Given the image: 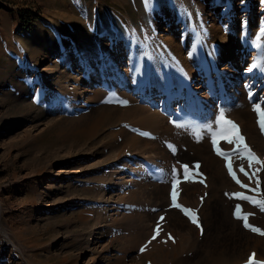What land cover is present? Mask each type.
I'll list each match as a JSON object with an SVG mask.
<instances>
[{
    "label": "rangeland",
    "instance_id": "obj_1",
    "mask_svg": "<svg viewBox=\"0 0 264 264\" xmlns=\"http://www.w3.org/2000/svg\"><path fill=\"white\" fill-rule=\"evenodd\" d=\"M22 18L32 26L21 30ZM262 27L264 0H0V264H247L264 236L234 211L262 230L264 211L232 194L264 198V168L217 137L237 178L251 189L260 180L259 193L241 187L211 131L225 110L264 161L253 111L264 107ZM231 30L241 56L216 76L227 58L203 43ZM233 72L247 104L225 95ZM241 166L261 171L250 182ZM173 179L199 228L171 206ZM214 215L249 237L243 248L208 227Z\"/></svg>",
    "mask_w": 264,
    "mask_h": 264
},
{
    "label": "snow or ice",
    "instance_id": "obj_2",
    "mask_svg": "<svg viewBox=\"0 0 264 264\" xmlns=\"http://www.w3.org/2000/svg\"><path fill=\"white\" fill-rule=\"evenodd\" d=\"M260 35H264V27L261 28ZM256 67H257V65L254 63L251 65V67L248 69V71H252V69H254ZM253 111L256 112L257 124L260 127L261 132L264 133V107H262L261 103H254ZM215 123L217 125V130L211 131L212 143L214 146V150H216L218 154L224 156V158L226 160L225 166L228 168L229 175H231L233 180L237 184H239L241 187L246 188L249 191L259 193L260 192V180L257 178L256 188H254V189L248 188L247 184H243L235 175V173L232 169V165L229 162V158H228L227 154L221 153L219 151V149L216 148L217 137H222V138L226 139L228 143H235L237 147H236V149H234V151L239 153L241 159H247L248 160V164H249L250 169L252 168L253 164H260L261 168H264V161L259 160L257 158L256 154L245 143V138L241 134L239 126L235 122H233L232 120L226 119L225 110H223V109L220 110ZM205 127L208 128L209 130H211L212 124L205 125ZM143 135H148V133H143ZM194 167L198 169L199 164H196ZM183 168H184V173H185L184 179L191 181L193 179V176L189 173V167L187 165H183ZM261 168L255 169V171H253L251 173V175L249 174V172L245 171L243 166L240 167V171L245 176H247L249 181L251 182L252 178L254 176H256V173L261 171ZM172 175H173V177H175L177 175L175 168L172 171ZM203 182L204 181L201 179L200 183H203ZM179 183H180V181L177 179H173V181H172V192H171L172 205L171 206L175 207V208H179L186 216H188V218L191 220V222L199 228L200 224H199V219H198L196 212L193 209L183 207L181 204L177 203V197L179 195V193L177 191V187H178ZM232 195L236 198H239L242 200H247L248 202L253 203L255 206L259 207L261 209V211H264V198L256 199L255 197L246 196L243 193H234ZM249 215L250 214L241 215L240 205L239 204L236 205V210L234 211V216H236L237 219L243 220V226L246 229H249L255 233H258V234L264 236V230L260 229L259 227H255L248 222V216ZM164 219H165V217H160L159 221H163ZM159 221L157 222V228L154 230V235L152 236V240H155L157 238V236L159 235V231L161 230ZM169 239H171V236L169 237ZM149 242H151V241H149ZM141 251H144L143 247L141 248ZM255 256H256V254L252 253L248 258L247 264H264V262L256 261Z\"/></svg>",
    "mask_w": 264,
    "mask_h": 264
},
{
    "label": "bare ground",
    "instance_id": "obj_3",
    "mask_svg": "<svg viewBox=\"0 0 264 264\" xmlns=\"http://www.w3.org/2000/svg\"><path fill=\"white\" fill-rule=\"evenodd\" d=\"M127 2V1H126ZM242 2V1H241ZM178 3V2H177ZM175 4V3H174ZM240 8V7H239ZM252 8V7H251ZM225 9V8H224ZM233 10V9H232ZM240 10H242V9H240ZM246 10V9H245ZM222 12V11H221ZM222 15V14H221ZM70 17V16H69ZM228 17V16H227ZM251 23V24H250ZM127 24V23H126ZM249 28L248 27H246V29H245V31L243 30V32L241 33V35L244 33V35L246 36V37H248L249 38V36H251L252 35V31H253V28H252V22H249ZM228 30V29H227ZM129 32H131V31H129ZM230 33H233V31L231 30L230 32H228V31H225V33L224 34H220V35H217V34H214L213 35V37H212V39L210 40V41H207V42H205V43H203V50L204 51H207V50H211L212 49V46H213V42H215V41H217L218 43H219V45L216 47V51H218V52H220V53H222V56H224V57H226L227 59H226V65L225 66H223V67H220L219 69L216 67L217 65L215 64L213 67L211 66V70L216 74V76H223L224 77V75L222 74V73H224L223 71H225L226 69H228L229 68V66H231V64H233V62L235 61V53L236 52H238L241 48L239 47V43L238 42H235V39H234V37H232V36H230L231 34ZM82 35V34H81ZM132 37V36H131ZM244 37V36H243ZM247 38V39H248ZM246 39V40H247ZM258 40H261V38L259 37V38H257ZM169 40V39H168ZM245 40V41H246ZM251 42H252V40H250ZM247 42V41H246ZM245 44V43H244ZM252 44H253V42H252ZM259 44V43H258ZM251 45V44H250ZM248 46V45H247ZM253 46V45H252ZM258 48H260L259 47V45H258ZM257 48V49H258ZM244 49V48H243ZM248 49V48H247ZM256 49V48H255ZM242 51V50H241ZM259 51V50H258ZM244 52V51H243ZM258 53V52H257ZM238 54H239V52H238ZM249 54V53H248ZM254 54V53H253ZM256 54V53H255ZM240 55V54H239ZM241 56V55H240ZM223 57V58H224ZM243 57V56H242ZM241 58V57H240ZM254 59V58H253ZM213 61V60H212ZM220 61V59L219 60H217V62H219ZM250 67H251V65H250ZM249 67V68H250ZM259 67V66H258ZM258 67H256V68H258ZM261 67V66H260ZM259 67V68H260ZM204 68H205V66H204ZM210 67H208V69H209ZM236 68V67H235ZM248 68V69H249ZM208 69H206V71L208 72ZM246 69V68H245ZM261 69V68H260ZM210 70V69H209ZM247 70V69H246ZM246 70H244V72L246 71ZM253 70V69H252ZM255 70V69H254ZM253 70V71H254ZM264 70V69H263ZM237 71V70H236ZM248 71V70H247ZM252 71V72H253ZM207 72L205 73V71L203 72V74H205V76H206V74H207ZM243 72V71H242ZM243 72V73H244ZM250 72V71H249ZM249 72H246V73H249ZM251 72V73H252ZM245 73V74H246ZM218 74V75H217ZM208 75H209V72H208ZM239 74H238V72H233L232 73V75L230 74V76H231V81H230V84H229V87L227 88V94H225L226 96L228 95V94H231L232 95V98H233V103H237L238 101L240 102V103H242V104H247V102H245V100H243V99H241V98H238V95H239V92H236V90L237 89H239V85H238V83H239V81H240V78L239 77H241V76H238ZM246 75H248V74H246ZM253 75H254V72H253ZM213 76H215V75H213ZM226 76V75H225ZM228 76V75H227ZM256 76V75H255ZM209 77V76H208ZM207 77V78H208ZM250 77V76H249ZM226 78V77H225ZM224 78V79H225ZM244 78V77H243ZM186 79V78H185ZM254 78H252V80H253ZM198 80H200V79H198ZM211 81V80H210ZM255 81V80H254ZM189 82H190V80H189ZM188 82V83H189ZM212 82V81H211ZM248 82V81H247ZM207 83H208V81H207ZM251 83H253L252 81H251ZM190 84V83H189ZM209 84V83H208ZM185 85H186V83H185ZM258 85V84H257ZM187 86V85H186ZM189 86H191V85H189ZM259 86V85H258ZM250 87V86H249ZM226 89V88H225ZM187 90V89H186ZM188 91V90H187ZM240 91V90H239ZM252 92V91H251ZM185 93H187V92H185ZM191 93V92H190ZM254 93V92H253ZM188 95H190L189 94V91H188V93H187ZM216 94H218V96H217V98H220V94H219V91L216 93ZM242 96H243V94H241ZM255 94H253L252 96H254ZM230 96V95H229ZM216 97V96H215ZM239 97H241V96H239ZM215 99V98H214ZM225 99H227V98H225ZM238 101H237V100ZM251 99V98H250ZM174 100V99H173ZM212 100V99H211ZM228 100H231V102L230 103H232V99H228ZM247 100H249V99H247ZM237 101V102H236ZM228 101H226V103H227ZM229 103V102H228ZM207 106V105H206ZM211 107V106H210ZM213 107V106H212ZM105 117V119H104V123H106V124H108V123H111V121H113L114 119H117V117L116 116H112V117H107V115H104ZM92 120V119H91ZM88 121V120H87ZM94 123H100L101 121L100 120H92ZM88 123H90V122H88ZM86 124H87V122H86ZM93 124V123H92ZM98 126V125H97ZM96 128H99V127H96ZM95 128V129H96ZM91 130H93V129H91ZM95 131V130H94ZM96 132H97V130H96ZM94 133V132H93ZM110 137H112V135L110 136ZM128 148H131V147H134V146H136V143L133 141V139H132V141H128ZM222 179V178H221ZM208 227H215L214 229H218V231H222V232H224V233H227V234H231L232 235V238H233V240H232V242H231V245L233 246V248L232 249H238L239 247L240 248H243L244 247V243H243V238H242V236L244 237V240H245V242L247 243V241H248V239H249V237L248 236H246V235H243V231L237 226V225H235V224H230V223H228L226 220H224L221 216H217V215H214L212 218H211V220L208 222ZM0 227H1V231H2V234H3V236L7 239V240H9V235H8V233H7V231L3 228V226L2 225H0ZM182 230V228H180V230L178 231V232H180ZM229 231V232H228ZM228 238L229 237H226V239H225V241H227L228 243H229V240H228ZM11 243V242H10ZM222 243H223V241H221V245H222ZM228 246H230V245H228ZM248 246V245H247ZM246 246V247H247ZM250 248H252V250L246 255L247 256V258H249V256L252 254V253H255L256 254V256H255V260L256 261H262L263 260V258L262 257H264V246H262V248L259 246V245H256V244H251L248 248H246V249H250ZM247 250V251H248ZM238 251V250H237ZM240 251H242V250H240ZM241 254H243V256H245V253H241Z\"/></svg>",
    "mask_w": 264,
    "mask_h": 264
},
{
    "label": "built area",
    "instance_id": "obj_4",
    "mask_svg": "<svg viewBox=\"0 0 264 264\" xmlns=\"http://www.w3.org/2000/svg\"><path fill=\"white\" fill-rule=\"evenodd\" d=\"M32 26V22L30 20H27L25 18H22V21L19 23V28L21 30L28 29Z\"/></svg>",
    "mask_w": 264,
    "mask_h": 264
}]
</instances>
